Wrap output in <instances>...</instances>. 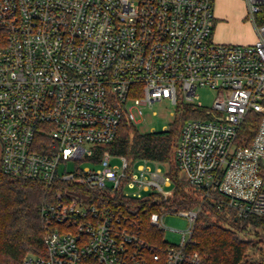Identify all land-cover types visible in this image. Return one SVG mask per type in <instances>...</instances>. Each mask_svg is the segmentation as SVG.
Segmentation results:
<instances>
[{
  "label": "built area",
  "instance_id": "1",
  "mask_svg": "<svg viewBox=\"0 0 264 264\" xmlns=\"http://www.w3.org/2000/svg\"><path fill=\"white\" fill-rule=\"evenodd\" d=\"M245 2L257 40L234 45L212 39L213 0H0L3 171L52 195L40 207L45 252L22 264H200L189 247L206 200L237 221L264 220V0ZM200 87L218 91L211 109ZM165 100L200 113L174 158L202 203L179 212L190 222L180 245L158 250L118 198L172 197L168 165L106 146ZM250 112L259 124L246 145ZM151 223L165 230L159 214Z\"/></svg>",
  "mask_w": 264,
  "mask_h": 264
},
{
  "label": "trees",
  "instance_id": "2",
  "mask_svg": "<svg viewBox=\"0 0 264 264\" xmlns=\"http://www.w3.org/2000/svg\"><path fill=\"white\" fill-rule=\"evenodd\" d=\"M175 116L177 119L170 128L153 132H141L136 125L124 120L116 139L106 146L115 155L125 156L131 162L147 159L169 164L168 175L175 184L172 197L165 201L159 195L141 199L118 198L125 206V212L140 226L142 237L158 250L169 245L162 238V230L151 223L152 215L191 210L202 203L201 192L180 177L174 158L182 126L189 118L199 117L200 113L191 106L180 104ZM258 124V114L250 112L241 129L246 145L252 141ZM181 184H185L188 190ZM85 193L92 198L101 197L107 203H117V196L92 190H85ZM50 197L52 195L46 192L41 182L6 175L0 158V264H22L28 253L44 254L40 207ZM154 197L161 199L154 200ZM223 211L211 200L203 204L189 247L191 252L199 254L200 264H242L255 241L250 237L249 228L264 229L263 219L251 218L241 225L234 216L228 217ZM255 264H264V260Z\"/></svg>",
  "mask_w": 264,
  "mask_h": 264
},
{
  "label": "rangeland",
  "instance_id": "3",
  "mask_svg": "<svg viewBox=\"0 0 264 264\" xmlns=\"http://www.w3.org/2000/svg\"><path fill=\"white\" fill-rule=\"evenodd\" d=\"M217 0H213L214 6L216 5ZM233 3V13L235 15L229 18H224L226 23H228V34L238 41L231 42L227 44H234V45H247L249 44V37L251 34L256 36L257 40V33L256 28L253 21L250 19L248 14V9L246 6L245 0H234ZM242 10V11H241ZM243 13V15H239V13ZM214 15H215V7H214ZM215 25V21H214ZM252 44V43H251ZM199 95L198 101L206 109H211L216 97L218 96V91L208 88V87H200L197 91ZM153 110L157 111V115L153 116L151 111H146L145 120L140 123L137 127L141 132H148L150 130L154 131H161L170 128L177 119V116H172L171 113L175 112V115L178 114V107L172 105L168 101L158 102L153 106ZM180 118V117H179ZM193 118H196L193 117ZM189 119H192L189 118ZM181 121V120H180ZM183 121V120H182ZM166 127V128H165ZM2 154V144L0 142V158ZM112 164H120V160L118 158H113ZM141 164H145V162L141 161L136 164L140 166ZM150 166L153 171L156 170V164L150 163L147 164ZM72 168V166H69ZM163 172L167 171V168L164 165L160 166ZM169 168V164H168ZM64 169V166H61V171ZM180 177L183 179V173L180 172ZM183 188L188 187L185 184H181ZM164 190H175V184L172 182L171 186H164ZM145 197H149L153 195V192H144ZM157 196V195H156ZM161 197H154V200H160ZM165 201L166 199L163 198ZM162 216V226L165 230L162 231V238L167 245L177 246L180 245L183 235L189 229L190 222L188 217L182 215L181 213L176 212H168V213H161ZM243 225V222H240ZM160 229V228H159ZM250 237L254 238L253 246H251L244 257L242 264H255L262 260H264V229L261 228H249ZM252 230V231H251ZM257 233V234H256ZM258 241V242H257ZM260 241V242H259Z\"/></svg>",
  "mask_w": 264,
  "mask_h": 264
},
{
  "label": "crops",
  "instance_id": "4",
  "mask_svg": "<svg viewBox=\"0 0 264 264\" xmlns=\"http://www.w3.org/2000/svg\"><path fill=\"white\" fill-rule=\"evenodd\" d=\"M234 0H217L215 7V25L213 30L212 39L218 43H231L236 42L238 39L230 36L228 34V23L224 20V18H229L235 15L233 13V3ZM242 11V10H241ZM239 15H243V13H239ZM249 44L254 43L256 41V36L251 34L249 37Z\"/></svg>",
  "mask_w": 264,
  "mask_h": 264
}]
</instances>
